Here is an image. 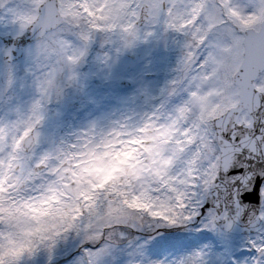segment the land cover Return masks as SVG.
Masks as SVG:
<instances>
[{"label": "snow or ice", "instance_id": "snow-or-ice-1", "mask_svg": "<svg viewBox=\"0 0 264 264\" xmlns=\"http://www.w3.org/2000/svg\"><path fill=\"white\" fill-rule=\"evenodd\" d=\"M155 32L158 94L45 132ZM0 264H264V0H0Z\"/></svg>", "mask_w": 264, "mask_h": 264}, {"label": "rangeland", "instance_id": "rangeland-1", "mask_svg": "<svg viewBox=\"0 0 264 264\" xmlns=\"http://www.w3.org/2000/svg\"><path fill=\"white\" fill-rule=\"evenodd\" d=\"M161 35L164 36V34L161 32H155L153 35L148 36L147 38L149 39H152L153 37L159 38ZM100 52L101 50L98 46H93L90 55L87 59V61L91 62L90 68L87 71L88 77L93 74L99 75L100 73H104L106 75L109 74L112 77V79H114V78H118L117 75L123 74L124 76L125 75L128 76L127 74H130V76L136 81V86L140 84L146 85L153 95L158 94L159 89L166 84L165 78L169 80V77H173L174 75L173 70L179 58V49L173 43V37L171 38L170 41L165 42L164 49L160 48V44L158 43V51H156L154 55L151 56L150 60H142L140 61V63L136 62L133 59L132 57L133 50L129 49L125 52H122L119 55V57L116 59L112 67L108 69L104 65L96 61V57L98 54H100ZM126 55H128V57H126ZM146 74L159 75L160 77L146 79L145 78ZM134 89H131L130 91H126L125 97H130L133 94ZM74 92L75 89L71 90L68 93L74 94ZM31 96H32V90L30 88H25L20 93V100L22 102H26L30 99ZM141 101L142 99L138 100L137 104L140 105ZM59 111L61 113L60 108ZM110 111L112 112V109H110ZM101 113H107V112L105 110H101L100 114ZM98 115H95L94 117ZM61 119H59V116L56 115L51 116L46 121L45 129H44L45 132L50 134L51 133L63 134L65 132L70 131L67 129L69 125L65 122V120H64V124L60 122Z\"/></svg>", "mask_w": 264, "mask_h": 264}]
</instances>
